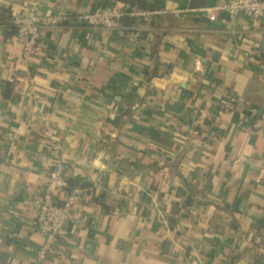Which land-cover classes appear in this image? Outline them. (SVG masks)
<instances>
[{"label": "crops", "instance_id": "1", "mask_svg": "<svg viewBox=\"0 0 264 264\" xmlns=\"http://www.w3.org/2000/svg\"><path fill=\"white\" fill-rule=\"evenodd\" d=\"M227 1L0 0L70 18L28 54L0 27V264L37 261L48 128L79 199L44 264H264V18Z\"/></svg>", "mask_w": 264, "mask_h": 264}, {"label": "built area", "instance_id": "2", "mask_svg": "<svg viewBox=\"0 0 264 264\" xmlns=\"http://www.w3.org/2000/svg\"><path fill=\"white\" fill-rule=\"evenodd\" d=\"M220 9L224 12L227 22L235 24L241 15L248 19L251 27H256L264 18V0H228ZM122 13L97 6L89 14L77 19L90 28H102L119 32L122 30L120 18ZM70 20L67 16L39 17L30 13L24 17H12L11 27L15 36L21 41L23 53L28 54L41 42L42 30L54 27ZM259 135L264 139V119L259 128ZM47 147L52 158V167L47 172L46 185L40 196L39 209L36 215V228L43 237V243L37 250V261L44 264L47 253L57 242L66 222L73 213L79 199L77 191L72 190L66 175V166L62 155V145L53 129L48 128Z\"/></svg>", "mask_w": 264, "mask_h": 264}, {"label": "trees", "instance_id": "3", "mask_svg": "<svg viewBox=\"0 0 264 264\" xmlns=\"http://www.w3.org/2000/svg\"><path fill=\"white\" fill-rule=\"evenodd\" d=\"M141 8L149 9L150 7L147 8L145 4L141 3ZM120 12L122 13V16L120 18L121 24L125 23V24L128 25V22L130 21V20H128L129 19L128 18L129 10H123V11H120ZM10 19H11V16L7 12H5L3 10H0V27L8 29L13 34H15V30L11 27ZM131 22H132V19H131Z\"/></svg>", "mask_w": 264, "mask_h": 264}]
</instances>
